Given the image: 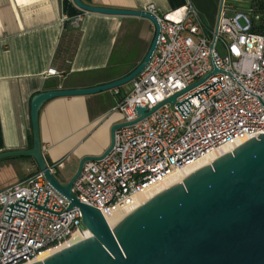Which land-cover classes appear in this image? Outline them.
I'll use <instances>...</instances> for the list:
<instances>
[{
	"label": "built area",
	"instance_id": "2783aa9c",
	"mask_svg": "<svg viewBox=\"0 0 264 264\" xmlns=\"http://www.w3.org/2000/svg\"><path fill=\"white\" fill-rule=\"evenodd\" d=\"M252 1L244 11L222 7L215 30L191 4L167 14L141 10L158 21L157 46L112 112L131 123L138 107L162 106L117 129L112 150L84 164L73 186L82 203L104 216L130 214L137 195L172 173L264 134V0ZM64 74L52 67L46 78ZM69 205L40 173L1 191L0 264H34L76 234L88 239L80 209Z\"/></svg>",
	"mask_w": 264,
	"mask_h": 264
},
{
	"label": "crops",
	"instance_id": "0c3cea01",
	"mask_svg": "<svg viewBox=\"0 0 264 264\" xmlns=\"http://www.w3.org/2000/svg\"><path fill=\"white\" fill-rule=\"evenodd\" d=\"M89 6L144 10L154 5L167 14L191 4L210 26L222 7L247 10L252 0H82ZM81 17L75 30L72 22ZM78 38L70 71L57 80V89L102 86L120 80L146 57L155 29L146 19L84 12L73 0H0V153L33 146L32 101L46 91L50 68L60 71L56 54L64 34ZM132 84L90 96L57 98L40 111L45 159L62 183H68L83 158L102 156L110 147L112 128L123 121L112 112ZM19 175L0 183V192L39 173L31 158L9 160Z\"/></svg>",
	"mask_w": 264,
	"mask_h": 264
},
{
	"label": "water",
	"instance_id": "95a60500",
	"mask_svg": "<svg viewBox=\"0 0 264 264\" xmlns=\"http://www.w3.org/2000/svg\"><path fill=\"white\" fill-rule=\"evenodd\" d=\"M84 12L143 18L152 23L155 36L143 62L128 76L93 88L57 89V80L32 101L33 146L29 150L0 153L8 158H31L45 181L79 208L91 237L34 264H264V134L253 136L180 184L156 195L112 228L96 208L82 203L73 186L87 161L105 157L113 148L117 129L154 113L138 107L140 118L112 128L108 150L99 157L83 158L68 183L58 180L48 165L41 140L40 111L57 98L90 96L131 84L149 64L160 35L157 19L141 10L89 6L73 0ZM224 4V0L222 2ZM220 16V15H219ZM176 97L167 103L174 104ZM47 211L46 207L40 208Z\"/></svg>",
	"mask_w": 264,
	"mask_h": 264
},
{
	"label": "bare ground",
	"instance_id": "6f19581e",
	"mask_svg": "<svg viewBox=\"0 0 264 264\" xmlns=\"http://www.w3.org/2000/svg\"><path fill=\"white\" fill-rule=\"evenodd\" d=\"M228 152H230V150L228 148H222L220 150L215 151L214 153L210 154L209 156H207L206 158H204L203 160L195 163L194 165H192L189 168H186L185 170H181V171H177L172 173L170 176H168L167 178H165L162 182H160L159 184L153 186L152 188L147 189L146 191H144L143 193H140L139 195L136 196L135 198V204L134 206L136 208L140 207L141 205H143L144 203H146L147 201H149L150 199H152L153 197H155L156 195L164 192L165 190L176 186L178 184H180L181 182H183L188 176H190L191 174H193L194 172H196L197 170L206 167L208 165H210L211 163H213L215 160L221 158L222 156H224L225 154H227ZM124 213V212H118V213H114V214H110V215H105V218L108 222V224L114 228L116 227L118 224H120V222L129 214ZM91 237V233L89 234V237ZM84 241L82 239V237L79 234H76L73 236V238L68 241L65 245H63L61 248L56 249V250H52V251H47L45 253H43L36 262H43L45 261L47 258H49L50 256L54 255L55 253H58L66 248H69L70 246H73L79 242Z\"/></svg>",
	"mask_w": 264,
	"mask_h": 264
},
{
	"label": "trees",
	"instance_id": "16d2710c",
	"mask_svg": "<svg viewBox=\"0 0 264 264\" xmlns=\"http://www.w3.org/2000/svg\"><path fill=\"white\" fill-rule=\"evenodd\" d=\"M78 38L73 30L67 31L60 43L56 54V60L60 61V71L65 74L70 71V66L76 51ZM39 172V171H38Z\"/></svg>",
	"mask_w": 264,
	"mask_h": 264
},
{
	"label": "rangeland",
	"instance_id": "374dc122",
	"mask_svg": "<svg viewBox=\"0 0 264 264\" xmlns=\"http://www.w3.org/2000/svg\"><path fill=\"white\" fill-rule=\"evenodd\" d=\"M213 30L216 29V26H212ZM219 52L221 53V55L223 56L225 54V52L223 51V49L218 48ZM131 84H128L126 86H130ZM125 87V86H124ZM21 160L23 158L21 157H16V158H8V159H4L0 161V164L4 163V162H8L9 160ZM19 171L14 167V166H3L0 165V183L2 182V180L7 179L8 177L13 178L15 176H18ZM30 177V176H29ZM28 178V177H27Z\"/></svg>",
	"mask_w": 264,
	"mask_h": 264
}]
</instances>
